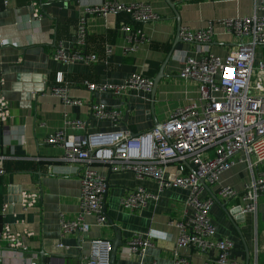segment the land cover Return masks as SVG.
<instances>
[{"label":"crops","instance_id":"1","mask_svg":"<svg viewBox=\"0 0 264 264\" xmlns=\"http://www.w3.org/2000/svg\"><path fill=\"white\" fill-rule=\"evenodd\" d=\"M104 1L109 0H38L40 15L36 16L30 0H0V99L8 105V118L0 124V165L10 160L32 163L30 168L0 174V232L9 224L13 232L30 233L25 251L6 244L0 247V264H22L23 259H34L39 264H86L84 257L90 253L91 241L96 238L112 241L117 234L115 227L120 230L123 246L118 248L111 264H142L145 261L175 264L176 224L185 215L189 189H166L158 200H149L142 211H126L121 206L123 195L138 183L151 191L155 190V184L137 180L132 172H110L105 165L97 164L98 170L108 178L105 207L113 224L108 220V225L99 226L94 217H88L91 227L87 232L63 235L61 215L71 218L79 209L82 163L62 160L65 149L47 144L45 138L64 127L67 118L86 121V130L92 133L130 130L138 135L153 129L155 121L164 123L174 109L198 101L197 83L181 79L179 72L182 61L199 56L202 46L179 38L177 14L181 25L200 29L209 20L250 15L254 2L116 0L145 2L162 16L161 21L139 25L150 43L126 53L120 24L129 22L128 16L89 14L87 49L98 56V61L67 64L54 60V50L60 43L67 50L77 48V23L86 7ZM215 31L216 37L210 47L217 55L225 56L240 43L220 26ZM107 47L111 48L110 53ZM256 59L264 60V46L257 49ZM163 66L164 76L156 90L147 95L135 91L116 96L110 91L91 92L88 88L89 83H122L134 73L154 80ZM58 73H62L69 84L71 97L86 104L67 105L50 93ZM34 89L41 90L35 92ZM91 102L120 110L122 119L95 118L90 110ZM239 158L242 154L236 157L233 166L221 173L219 183L210 187L208 195L214 199L211 214L218 236L236 243L232 259L240 264H255L257 258L264 261V194L259 198L257 214L246 213L245 220L236 224L238 229L225 209L238 205L240 198H225L220 194L224 186L241 192L253 178L264 173V163L249 168ZM23 192L38 195V203L23 208ZM5 204L8 206L4 210ZM190 212L191 209L187 210V214ZM134 234L151 240L142 254L127 249ZM179 251L190 264H203L205 260L196 249L179 248Z\"/></svg>","mask_w":264,"mask_h":264},{"label":"built area","instance_id":"2","mask_svg":"<svg viewBox=\"0 0 264 264\" xmlns=\"http://www.w3.org/2000/svg\"><path fill=\"white\" fill-rule=\"evenodd\" d=\"M240 1V0H235ZM8 1H5L7 3ZM35 15H40L38 0H30ZM250 15L209 20L200 29L181 25L179 38L189 44L202 46L199 56H190L182 61L179 77L194 81L199 88L198 101L171 111L159 128L154 127L135 135L130 130L88 132L86 121L67 118L64 127L50 132L47 144L65 149L62 160L82 163L80 170L79 209L69 218L60 217L61 233L87 232L94 217L99 226L108 225L104 212L108 178L101 173L97 164L108 167L110 172H132L139 181H151L155 190L138 183L121 198V206L130 212L145 209L149 200H158L166 189H189L184 217L177 222V248L175 264H190L181 256L179 248H193L203 255V264H240L232 259L236 243L218 236L217 226L211 214L213 197L208 195L207 186L219 183L220 175L239 160L249 168L264 163V60L257 61L256 52L264 46V0H253ZM125 14L129 22H121L126 53L137 51L150 43L140 23L161 21L162 16L150 4L142 1H104L86 7L77 23V48L67 50L56 46L53 58L60 63H92L98 56L87 49L88 15ZM220 26L240 40L225 56L212 52L210 44L216 37L215 28ZM111 48L107 47V53ZM153 79L134 73L122 83H89L91 92L110 91L116 96H126L135 91L150 94ZM50 93L63 103L81 106L84 101L73 99L69 84L62 73L56 75ZM8 105L0 99V124L8 118ZM92 115L99 120L119 121L122 112L114 107L91 102ZM71 130V131H69ZM4 171L0 165V174ZM203 182L205 184H203ZM225 198H240L242 212L257 214L258 202L264 194V173L247 183L244 190L236 191L230 186L220 189ZM39 201L36 194L21 193L23 208L34 206ZM8 204H5L4 210ZM191 209L190 214L187 210ZM30 233L13 232L6 224L0 232V247L6 244L12 249L25 251ZM151 245L149 238L134 234L127 249L142 254ZM112 241L96 238L91 241L90 253L84 257L86 264H111ZM264 254V253H263ZM22 264H39L34 259H23ZM142 264H158L145 261ZM255 264H264L257 258Z\"/></svg>","mask_w":264,"mask_h":264},{"label":"water","instance_id":"3","mask_svg":"<svg viewBox=\"0 0 264 264\" xmlns=\"http://www.w3.org/2000/svg\"><path fill=\"white\" fill-rule=\"evenodd\" d=\"M171 5H172V7L175 8V5L173 3H171ZM177 15H178V26L180 27L181 26L180 15L179 14H177ZM172 53H173V50L170 52L169 58L171 57ZM163 71H164V66L161 68L159 74L153 80L154 85H153L152 92L154 90H156V87H157L160 79L164 76ZM28 90L29 91H32L30 89H28ZM39 90H41V89H37V90L34 89L35 92H39ZM160 126H161V123L159 121H155V127L156 128H159ZM203 184H205V183L203 182ZM207 189L211 192V188L209 186H207ZM214 198H216V197L214 196ZM225 211L230 214L231 218L234 220V224L235 225L237 223L245 220V214L242 212V209H241L240 205H235L231 209L230 208L229 209H225ZM104 212L106 213V207L105 206H104ZM108 220H109V222L111 224H113V221L111 219L108 218ZM236 227L238 229V226L237 225H236ZM115 228H116L117 234H116V237L112 240L111 263H114V260H115V257H116V253H117L118 248L123 246V242L121 240L120 230L117 227H115ZM245 246H246L247 253L249 255V249H248V247H247L246 244H245Z\"/></svg>","mask_w":264,"mask_h":264},{"label":"trees","instance_id":"4","mask_svg":"<svg viewBox=\"0 0 264 264\" xmlns=\"http://www.w3.org/2000/svg\"><path fill=\"white\" fill-rule=\"evenodd\" d=\"M32 167V163L30 162H26V161H21V160H18V161H6L4 162L3 161V165H2V169L4 172H7V173H12V172H15L17 170H24L26 168H30Z\"/></svg>","mask_w":264,"mask_h":264}]
</instances>
